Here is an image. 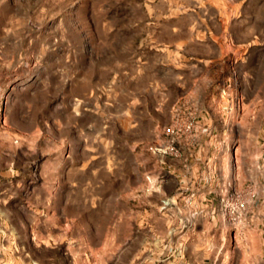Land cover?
Instances as JSON below:
<instances>
[{
  "label": "rangeland",
  "instance_id": "374dc122",
  "mask_svg": "<svg viewBox=\"0 0 264 264\" xmlns=\"http://www.w3.org/2000/svg\"><path fill=\"white\" fill-rule=\"evenodd\" d=\"M263 138L264 0H0L10 264H248L174 171L244 196Z\"/></svg>",
  "mask_w": 264,
  "mask_h": 264
},
{
  "label": "crops",
  "instance_id": "0c3cea01",
  "mask_svg": "<svg viewBox=\"0 0 264 264\" xmlns=\"http://www.w3.org/2000/svg\"><path fill=\"white\" fill-rule=\"evenodd\" d=\"M258 160L259 166L255 170L260 179L254 188L248 186V190L244 191L243 197L248 203V209L243 217L242 226L233 234L234 238H239L241 251L249 257L246 261L248 264H264V152ZM174 172H179L178 176L182 177L181 186L186 185L195 192V200L189 206L200 212L198 217L212 219L220 240H225L230 224L227 223V217L222 209L221 198L232 193H241L235 179L237 171L231 168L214 170L211 180H206L205 171L199 168L176 169ZM222 176H228V178L221 179ZM3 229L4 221L0 215V264H10L11 253L2 247L5 236ZM230 232L232 233V229ZM43 250L48 253L49 258L47 262L40 259V264H61V255L55 247L46 246ZM253 256L256 260L252 258Z\"/></svg>",
  "mask_w": 264,
  "mask_h": 264
},
{
  "label": "built area",
  "instance_id": "2783aa9c",
  "mask_svg": "<svg viewBox=\"0 0 264 264\" xmlns=\"http://www.w3.org/2000/svg\"><path fill=\"white\" fill-rule=\"evenodd\" d=\"M196 128L195 123H189L185 127V132L192 133ZM178 131L176 126L172 127L169 133L175 135ZM222 209L225 212L228 223L234 231L242 226L243 217L248 209V203L239 193H232L221 198Z\"/></svg>",
  "mask_w": 264,
  "mask_h": 264
}]
</instances>
